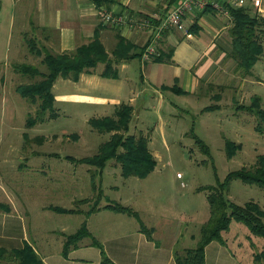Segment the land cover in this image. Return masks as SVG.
I'll return each instance as SVG.
<instances>
[{
	"label": "rangeland",
	"instance_id": "rangeland-1",
	"mask_svg": "<svg viewBox=\"0 0 264 264\" xmlns=\"http://www.w3.org/2000/svg\"><path fill=\"white\" fill-rule=\"evenodd\" d=\"M16 40L25 46L20 62L46 71L38 52L30 50L29 41L45 48L33 38V31L24 35L15 27L14 41L8 47L12 51ZM6 49V45H0L1 56ZM16 62L12 57L10 60L6 57L0 59V185L3 184L7 192L26 203L25 206L34 209L33 216L28 220L32 236L38 228L70 232L71 229H65L61 223H71L73 228L78 216L54 212L40 214L36 207L41 202L87 210L90 203L77 204L74 201L95 195L93 184H100L105 196H102V202L107 204V197L137 208L148 224L164 226L167 220L177 219L184 222L182 230L186 233L189 227L196 229L203 226L209 218L208 188L218 186L231 171L244 166L252 167L258 155L264 154V132L255 129L258 118L237 109L240 104L250 103L256 92L263 97L264 106V54L255 65L253 75L242 73L237 77L240 85L243 83L242 90L238 89L240 85L226 88L202 85L196 97L178 95L170 90L157 91L154 84L142 78L144 67L139 59H135V68L132 64L131 71L137 79L136 93L141 94L135 107H132L136 112L130 132L149 137V146L156 159L155 169L145 178H125L121 166L113 159L101 172L95 166L72 163L54 155L37 157L43 164L40 167L33 166L36 162L32 159L35 157L26 165L23 159L32 157L37 151L46 154L60 152L62 156L77 158L93 156L98 153L99 146L116 132L100 133L89 124L91 119L87 117L98 116L99 111L105 112L100 107L64 102L55 104V118L30 124L28 118L35 114L37 105L20 96L16 86L40 78L18 75L14 68ZM166 67L155 78L160 80L161 77L166 79L167 84L173 83L172 68ZM101 68L102 64L97 69ZM4 74L7 77L3 84L1 76ZM125 100L128 102V97ZM216 103L221 105L220 109L203 112V108ZM109 108V113L100 114L112 115L113 111ZM224 137L241 145L232 158L227 156ZM198 139L208 146L209 151L202 150ZM6 159L10 161L6 162ZM43 168L48 171L43 172ZM226 197L240 205L251 200L264 205V188L233 180ZM236 225H241L243 230ZM230 228L237 242L243 244L239 251L242 260L250 264V251L253 255L261 253L264 238L253 234L244 223L239 224L235 219ZM233 242L231 240L230 245L235 249Z\"/></svg>",
	"mask_w": 264,
	"mask_h": 264
},
{
	"label": "crops",
	"instance_id": "crops-1",
	"mask_svg": "<svg viewBox=\"0 0 264 264\" xmlns=\"http://www.w3.org/2000/svg\"><path fill=\"white\" fill-rule=\"evenodd\" d=\"M182 1L0 0V45L7 47L3 56L0 54V59L6 57L7 60H10L12 57L13 61H17L16 64L24 63L20 62L24 55L23 42L20 43L16 40L13 51L8 48L14 41L15 27L19 28L24 35L27 31L32 30L33 38L39 45L55 53L73 51L93 39L96 34L99 35L108 52L116 48L119 37L141 47L142 54L149 44L155 45L157 50L155 55H158L160 51L167 52L170 48H174L171 62H154L152 58L155 55L149 60H143L141 55L122 63L119 65L118 78H106L100 75L105 64H102L101 69H97L98 65L92 73H83L77 81L70 78H58L52 89L55 96L54 106L56 103L64 102L100 107L105 111H99L98 116H89L87 119L115 116L116 110L123 104L135 107L137 98L141 94L136 93L137 79L133 70L131 71L133 66L135 68L133 63L135 59H139L144 67V71L141 70L142 78L154 84L157 91L158 89L170 90L178 95L196 97L202 85L218 88L238 87L240 80L237 77H240L242 72L238 70L235 60L229 56L232 38L229 32L231 22L228 17L212 8L194 9L185 15L182 26L160 28L162 18ZM220 1L224 5L233 7L229 0ZM246 6L254 15L264 19V0H262L260 10H257L251 1H248ZM106 11L124 14L128 19V24L121 28L109 26L102 20ZM145 21H150L149 27L145 30H138L137 25ZM166 66L172 68L173 83L167 84L166 79L155 78L159 72L167 69ZM9 74L10 72H8ZM5 77H7L6 74L1 76L3 84ZM234 83L236 85H233ZM174 86L184 90L186 94L173 91L171 87ZM242 88L243 83L238 89L242 90ZM127 97L128 102L125 100ZM109 107L113 111L112 115L100 114L109 113ZM132 109L133 120L136 110ZM128 134H132L130 130ZM43 155H54L56 158L64 157L72 163L85 164L78 161L84 157L62 156L60 152L46 154L37 151L32 154V157H26L23 160L28 165L30 159L35 157L32 159V162H36L33 166L40 167L43 164L37 157L40 158ZM9 161L6 159V162ZM42 170L43 172L48 171L46 168ZM99 172L101 171L99 170ZM94 179L97 180L95 177ZM97 186L101 190L100 184ZM92 188L95 195L74 201L77 204L90 203L87 210L38 203L36 211L40 214L54 212L62 215H75L78 216V219H76L77 224L73 228L70 226L71 223H61L66 227L65 229H71L70 232L38 228L32 236L28 220L33 216L34 209L25 206L26 203L19 201L16 196L7 192L3 184L0 185V201L10 207L7 211L0 210V248L22 249L28 243L34 247L43 264H177L175 258L177 248H193L199 243L202 226L196 227V229H189V227L184 233L182 230L184 222L177 219L167 220L164 226L148 224L140 216L137 208L125 205L134 209L139 218L104 207L107 204L102 202V197L98 209H93L94 202L99 196L98 190L94 189V184ZM106 199L107 203H110L108 201L118 202L107 197ZM257 203H260L264 209V205L260 201ZM56 207L61 210H57ZM238 223L241 224V222ZM142 224L151 230L150 237L146 231L142 230ZM84 225L88 235L81 238L76 245L71 246L67 254H64L66 237L78 232ZM236 226H240V230H243L241 225ZM231 232V228L222 232L221 239L212 240L206 245V264H246L239 253L243 244L238 243L237 238ZM231 240L234 241L235 249L230 245ZM97 243L103 246L104 253ZM104 254L108 261H104ZM249 254V263L254 264L253 252L250 251ZM0 264L16 263L0 260Z\"/></svg>",
	"mask_w": 264,
	"mask_h": 264
},
{
	"label": "trees",
	"instance_id": "trees-1",
	"mask_svg": "<svg viewBox=\"0 0 264 264\" xmlns=\"http://www.w3.org/2000/svg\"><path fill=\"white\" fill-rule=\"evenodd\" d=\"M246 5L242 7L226 5L233 18L229 28L232 38V48L229 56L235 60L238 70L244 75H253L255 65L264 54V19L254 15ZM29 45L31 52H38L37 55L41 58V64L47 68L46 71H42L38 66L29 63L14 65L19 74L30 76L32 79L40 78L16 86V92L20 96L37 105L35 114L30 115L28 118L30 124L43 123L47 119L57 116L54 106L55 96L52 89L58 78H70L77 81L83 73H92L100 64H105L101 76L118 78L119 65L141 56L143 50L125 38L119 37L116 48L108 52L98 34L75 50L62 53L39 48L35 41H29ZM173 53L174 48H170L167 52L160 51L152 60L154 62H171ZM171 89L179 94H186L184 90L178 87L174 86ZM220 108L219 103L210 104L203 108V112ZM237 109L256 116L259 122L255 129L264 132V106L260 95H253L250 103L240 104ZM132 115V107L123 104L118 107L115 116L92 118L89 123L93 129L100 133H116L111 134L110 139L99 146L98 153L81 158L78 161L95 166L102 171L106 163L114 159L121 166L122 175L126 178L130 176L145 178L150 174L155 169L156 159L149 146V137L128 134ZM197 142L203 147V151H209L208 146L203 141L198 139ZM224 143L228 158L234 157L241 148V145L226 137H224ZM69 158L74 160L71 156ZM233 180H241L244 183L255 184L264 188V154L258 155L256 163L252 167L244 166L231 171L218 186L208 188L207 198L210 205V217L202 226L201 238L196 247L176 249L177 264H206V245L212 240L221 239L222 232L230 229L233 219L244 223L253 234L264 238V209L260 204L251 200L244 205H240L226 197V192ZM94 189L98 190L99 197L95 200L93 209H98L102 190L95 184ZM108 202L110 203H107L104 207L135 215L139 218L134 209L118 202ZM9 208V205L0 201V210L7 211ZM56 209L61 210L59 207H56ZM142 230L146 231L149 237L151 236V230L143 224ZM87 235L88 231L85 225L78 232L68 235L64 254H67L71 246L76 245L81 238ZM97 244L103 252V246L100 243ZM104 257V261H108L105 254ZM0 260L13 261L16 264H43L34 247L28 243L22 249L7 250L0 248ZM254 264H264V250L261 253L254 254Z\"/></svg>",
	"mask_w": 264,
	"mask_h": 264
},
{
	"label": "built area",
	"instance_id": "built-area-1",
	"mask_svg": "<svg viewBox=\"0 0 264 264\" xmlns=\"http://www.w3.org/2000/svg\"><path fill=\"white\" fill-rule=\"evenodd\" d=\"M233 7L245 6L248 1H251L253 6L260 10L262 7V0H229ZM207 8L215 9L229 18L232 23L233 18L229 8L221 3L220 0H183L175 9L166 14L160 21V28H170L182 26L185 15L194 9L206 10ZM103 22L115 28H121L128 24V19L124 14H115L111 11H106L103 15ZM150 21H145L137 25L138 30H145L149 27ZM157 53L154 44H149L143 51V60H149ZM180 176V174L178 175Z\"/></svg>",
	"mask_w": 264,
	"mask_h": 264
}]
</instances>
